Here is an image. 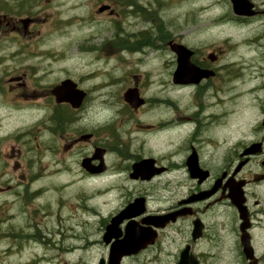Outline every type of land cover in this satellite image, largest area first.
Masks as SVG:
<instances>
[{
    "label": "flooded vegetation",
    "instance_id": "1",
    "mask_svg": "<svg viewBox=\"0 0 264 264\" xmlns=\"http://www.w3.org/2000/svg\"><path fill=\"white\" fill-rule=\"evenodd\" d=\"M249 1L253 14L235 13L227 0L228 12L212 20L216 28L247 34L248 47L257 43L258 49L264 47V0ZM46 2L0 0V195L7 196L0 199V213L10 216L12 243L26 236L17 232L24 225L20 215L35 228L27 235L33 247H42L37 240L48 247L62 243L63 182L119 181L139 189L122 195L125 203L103 219V226L141 199L134 215L118 224V238L128 236L130 224L142 247L121 264H179L181 259L184 264H264V57L250 62L243 96L248 106L241 110L248 118L245 128L238 125L237 109L223 111L224 91L231 103L240 98L237 61L225 53L220 37L206 41L201 32L188 29L189 23L181 31L140 29L114 37L122 52L147 55L148 49H166L168 87L166 95H148L144 85L150 79L124 68L121 94L111 99L116 82L97 81L111 71L50 80L47 69L15 60L30 50L31 34H41L36 23L45 19L39 13ZM97 11L115 12L110 6ZM182 46L187 66L205 72L196 81H175ZM30 52L35 58L44 53ZM66 80L70 85L60 88ZM80 91L84 97L78 105ZM93 92L101 99L97 117L88 105ZM113 108L116 112L107 110ZM231 115L233 125L223 126ZM149 140L158 146H148ZM110 244L100 258H108ZM70 251L69 246L66 253ZM48 252L53 254L31 260L38 264L61 258Z\"/></svg>",
    "mask_w": 264,
    "mask_h": 264
},
{
    "label": "rangeland",
    "instance_id": "2",
    "mask_svg": "<svg viewBox=\"0 0 264 264\" xmlns=\"http://www.w3.org/2000/svg\"><path fill=\"white\" fill-rule=\"evenodd\" d=\"M226 2L227 0H47V6L43 9L46 17L41 11L39 15L45 19L36 23L41 34L35 33L29 37L30 50L44 51V53L35 58L27 49L15 60L22 58L26 65L47 69L46 74L50 80L58 76L79 77L85 74L111 71V74H106L97 80L98 82L111 80L116 82V87L113 89L115 92L108 95L111 99H117V96L121 94L124 82H121L120 74L124 72V68H128L132 69L129 71L131 74H138L140 79H150L144 85V91L148 95H166L168 84L164 83V78L167 76L166 66L167 59H169L166 49H148L145 52L147 55L122 52L113 38L140 29L160 33H165L170 29L181 31L184 29L183 26L189 23L188 29L201 32L199 35L206 41L220 37L225 53L237 61L238 76L235 83L239 84L240 98L237 103H231L230 97L224 91L222 94L224 96L223 111L232 112L237 109L238 125L245 128L248 118L246 119V115L241 110L248 106L247 98L243 96L247 95L246 84L251 74L250 62L262 61L264 47L255 49L257 46L255 43L254 49L249 48L248 42L246 43L247 34L234 32L224 27L216 28V22H213L212 17L228 12ZM101 5L110 6L115 12L113 14L99 13L97 9ZM33 27L34 25L31 29ZM37 39H39L38 43H36ZM101 47L109 51H101ZM47 51H53L54 55L45 54ZM29 55L32 58L29 59ZM91 82H87L86 85L91 86ZM91 94L93 97L88 104L91 105L90 114L97 117L101 99L96 96L97 92ZM174 94L178 95L177 92ZM107 110L116 112L115 108ZM149 119L145 118L146 121ZM233 122L234 115H231L224 121L223 126L233 125ZM244 132L239 130L240 134ZM148 146L156 147L158 144L149 140ZM124 183L98 180L95 182L87 180H78L76 183L63 182L64 200L60 212L64 237L62 243H57L56 247H48L41 240L37 242H40L42 247H33L34 241L27 235H32L35 228L28 224L29 220L25 215H20L19 222L24 225L18 227L17 232L22 235L26 234V236L24 239L18 237L16 244H13L9 237V225H7L10 216L1 212L0 264H24L18 261L31 260L34 255L47 254L50 256L53 254L48 251H55L56 254L61 255V258L54 262L38 264H98L100 257L108 252L103 240L105 232L103 219L119 211L125 203L123 194L139 189L138 184V186L125 187ZM115 186L118 188L108 194L107 191L114 189ZM160 194H155V196L161 197ZM2 197L7 196L0 195V199ZM58 207L54 205L53 208L56 210ZM42 212V210L36 212L34 218L37 220L41 218ZM67 233L70 235L69 240H66ZM74 233L80 240L72 235ZM69 246L71 251L66 253ZM14 250H17L19 254H12Z\"/></svg>",
    "mask_w": 264,
    "mask_h": 264
},
{
    "label": "water",
    "instance_id": "3",
    "mask_svg": "<svg viewBox=\"0 0 264 264\" xmlns=\"http://www.w3.org/2000/svg\"><path fill=\"white\" fill-rule=\"evenodd\" d=\"M233 3V8L234 11L237 14H246V15H251L254 13L252 10L253 5L250 3L249 0H232ZM101 8V10H103ZM186 48L185 47H180L177 49L178 53V67L175 72V81L177 83H184L188 81H196L197 79L203 77L205 75V72L202 71H197L194 70L193 67L189 68L187 66V62L185 61L186 59ZM191 65V64H190ZM208 73V72H206ZM71 81L66 80L62 83L60 88H66L68 85H70ZM71 93V92H70ZM135 95V94H132ZM79 100H78V105L80 104L81 100L84 97V92L80 91L79 93ZM144 162L135 164V168H139L141 165H143ZM139 200H136L135 202L131 203L125 210L121 211L118 215L112 218L111 223L107 226V232L104 236V239L106 243H109L112 239V237H118L119 233H116L117 226L120 223V221L125 218L129 217L131 215H134L131 213V211L138 205ZM134 224V223H133ZM132 225H128V236L123 239V240H118L113 243L111 247V253H110V261L108 264H119L121 257L124 254H130L132 252L137 251L141 246H138L140 243V238L136 237L134 234H132ZM99 264H104V260H101ZM179 264H184V261L181 259Z\"/></svg>",
    "mask_w": 264,
    "mask_h": 264
},
{
    "label": "bare ground",
    "instance_id": "4",
    "mask_svg": "<svg viewBox=\"0 0 264 264\" xmlns=\"http://www.w3.org/2000/svg\"><path fill=\"white\" fill-rule=\"evenodd\" d=\"M43 259H40L41 262H45V261H42ZM40 263V262H39ZM24 264H34L32 260H26L24 261Z\"/></svg>",
    "mask_w": 264,
    "mask_h": 264
}]
</instances>
